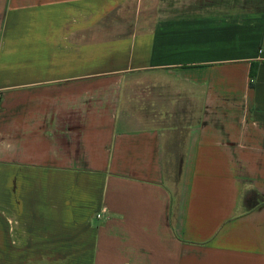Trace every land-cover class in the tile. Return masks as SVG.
Wrapping results in <instances>:
<instances>
[{"label": "crops", "instance_id": "obj_1", "mask_svg": "<svg viewBox=\"0 0 264 264\" xmlns=\"http://www.w3.org/2000/svg\"><path fill=\"white\" fill-rule=\"evenodd\" d=\"M0 171L4 260L264 264V0H0Z\"/></svg>", "mask_w": 264, "mask_h": 264}, {"label": "rangeland", "instance_id": "obj_2", "mask_svg": "<svg viewBox=\"0 0 264 264\" xmlns=\"http://www.w3.org/2000/svg\"><path fill=\"white\" fill-rule=\"evenodd\" d=\"M128 17H126V20ZM106 67L108 65H100V64H94L92 65V68L90 70H93L94 72L106 70ZM179 163L180 161H176ZM30 180H37L40 181L41 177L35 176V175H29L28 177ZM49 183H53L57 186L55 189V195L59 196V202L58 197H55L54 199L50 197L51 201L55 202V207L58 205L60 206L59 211L61 212V216L58 217L55 214V219H26L30 223L31 230L36 231L37 225L40 227L44 225L45 231L48 232H59L60 233V241H61V252L67 251V246L69 243V220L70 218H74L77 216V218L81 219V216L87 217L88 214L82 212L81 210L84 209H90L91 210V202L85 200L84 195L88 196L90 200L97 199L99 197V189H100V180L98 177L95 176H67V175H61V176H47L46 180ZM5 184V176L3 171H0V185ZM0 190V196L2 199L0 200L3 202L4 199V192ZM96 192H93V191ZM77 199V201H76ZM52 204V203H51ZM3 206H0V231L3 232L6 228V223H8L7 219H4L5 217L3 212ZM57 210V207H56ZM77 214V215H76ZM72 216V217H70ZM95 211H90L88 219L95 217ZM52 217V214H51ZM57 218V219H56ZM83 220V219H82ZM33 223V224H32ZM5 227V228H4ZM9 227V226H8ZM18 227V226H17ZM59 227V228H58ZM17 230V229H16ZM15 230V231H16ZM78 230V229H77ZM20 231V229H18ZM79 231V230H78ZM84 227L82 228V235L87 237L88 234H85ZM72 230L70 231V233ZM72 233H75L73 231ZM89 258V256H82V257H69L67 255H59V256H45V257H36V256H28L26 258L25 262H22V264H69V260L75 259L77 261V264L84 263L85 258ZM22 258L20 256H9L6 260L5 257L0 258L1 264H4L5 262L7 264H19V259ZM44 261V262H42Z\"/></svg>", "mask_w": 264, "mask_h": 264}, {"label": "built area", "instance_id": "obj_3", "mask_svg": "<svg viewBox=\"0 0 264 264\" xmlns=\"http://www.w3.org/2000/svg\"><path fill=\"white\" fill-rule=\"evenodd\" d=\"M101 216H102V214H101V213L97 214V217H98V218H101Z\"/></svg>", "mask_w": 264, "mask_h": 264}]
</instances>
